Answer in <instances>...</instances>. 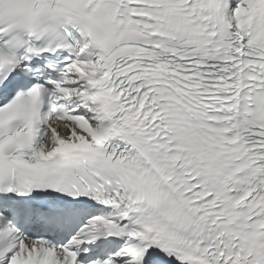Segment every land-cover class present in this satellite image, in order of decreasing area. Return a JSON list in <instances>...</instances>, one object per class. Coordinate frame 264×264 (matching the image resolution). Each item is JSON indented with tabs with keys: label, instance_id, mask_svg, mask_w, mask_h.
<instances>
[{
	"label": "snow or ice",
	"instance_id": "1",
	"mask_svg": "<svg viewBox=\"0 0 264 264\" xmlns=\"http://www.w3.org/2000/svg\"><path fill=\"white\" fill-rule=\"evenodd\" d=\"M0 264H264V0H0Z\"/></svg>",
	"mask_w": 264,
	"mask_h": 264
}]
</instances>
